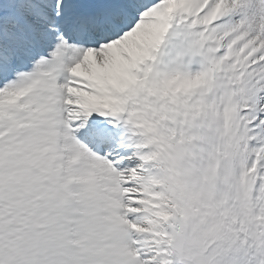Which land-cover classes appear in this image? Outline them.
Listing matches in <instances>:
<instances>
[{
    "label": "snow or ice",
    "instance_id": "1",
    "mask_svg": "<svg viewBox=\"0 0 264 264\" xmlns=\"http://www.w3.org/2000/svg\"><path fill=\"white\" fill-rule=\"evenodd\" d=\"M0 264H264V0H0Z\"/></svg>",
    "mask_w": 264,
    "mask_h": 264
}]
</instances>
